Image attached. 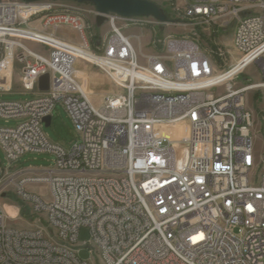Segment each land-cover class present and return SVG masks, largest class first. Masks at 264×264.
I'll return each mask as SVG.
<instances>
[{"label":"built area","instance_id":"obj_1","mask_svg":"<svg viewBox=\"0 0 264 264\" xmlns=\"http://www.w3.org/2000/svg\"><path fill=\"white\" fill-rule=\"evenodd\" d=\"M146 1L164 2L174 15L159 26L187 29L150 54L126 33L144 29L150 16L108 12L106 35L91 39L85 19L92 14L95 23V8L0 0V93L11 92L16 64L19 89L36 93L28 101H0V119L19 121L0 127V150L9 165L29 153L48 155L53 164L3 184L14 185L37 220L30 228L7 226L5 217H15L0 205V264H92L78 258L80 247L97 264H264V173L247 184L254 113L246 98L254 92L264 99V0ZM63 28L78 42L57 35ZM77 61L119 92L94 105L78 81ZM254 64L260 80L238 82ZM45 74L49 88L39 92ZM154 87H185L188 97L157 104ZM57 104L79 136L69 149L43 132ZM26 184L45 185L50 198ZM82 227L89 240L79 245Z\"/></svg>","mask_w":264,"mask_h":264},{"label":"rangeland","instance_id":"obj_2","mask_svg":"<svg viewBox=\"0 0 264 264\" xmlns=\"http://www.w3.org/2000/svg\"><path fill=\"white\" fill-rule=\"evenodd\" d=\"M65 4L72 5V0H62ZM79 3V7L86 9L88 11H92L95 6L92 2L85 0ZM162 15L165 16L166 22L171 21L174 18V15L171 13L170 9L164 2H154ZM86 22V34L88 37L92 39V34L97 35L95 39L103 38L107 33V26L103 25L99 28L96 27L95 23H93L92 14H88L85 19ZM229 32V33H228ZM227 36L224 38L226 44H228L229 39L231 37L232 31L229 30ZM127 34L135 35L139 37V42L134 41L135 45L141 46L143 54H150L156 52L154 48V44L160 43L166 36L174 35L181 36L187 33V29L174 26V25H161L159 26V20H156L154 17L150 16V22L144 23V29L140 28H130L126 31ZM57 35L64 36L68 39L78 42L77 36L74 32L69 28H63L58 31ZM94 43L93 40L90 41V45L92 46ZM28 47L36 49L38 51H43L44 49L38 45L32 43H26ZM81 63V61H79ZM77 69H85V67L89 68L92 71V67L84 62L82 64H75ZM20 66L15 65L13 78H12V89L9 93H0V101H28L36 97V93L31 92H22L18 87V78ZM243 79H247L250 82H256L260 80V74L257 66L251 65L247 68L242 77L238 80V82H243ZM98 85H94L93 93L90 95V100L94 105H99L100 99L104 96V94L109 93H118L119 90L115 88L111 83H109L101 74L99 75V79L96 80ZM86 89V88H85ZM87 91V89H86ZM221 89L214 88L211 90L213 94H216ZM88 92V91H87ZM247 98V106L253 111L252 116V128H251V138L253 144V155H252V163L251 174L264 173V99L259 93L249 92L246 94ZM19 121L17 120H3L0 119V127H15ZM43 132L46 134L47 138L55 143L63 146L65 149H69L79 140V136L75 132L67 114L65 113L63 107L60 104H57L55 109L52 112V121L49 127H43ZM1 151V150H0ZM3 154V153H2ZM1 155V153H0ZM186 157V151L184 149L179 150L177 152V169L181 170L184 165V159ZM52 159L48 155L42 154H26L22 159V166L26 167H34L41 168L47 167L52 168ZM12 188H7L4 190L5 196L0 195V205L1 203L7 205L10 208L9 215L13 217L17 212L16 208L19 209V213L15 216L14 219H8L5 217V224L11 227L17 228H29L23 225L34 224L37 220L35 216H31L27 209V205L23 204L16 197L15 192L11 190ZM38 193L41 198L44 200H48L50 198L48 189L45 185H38ZM4 199V200H3ZM41 225L46 226L45 223L40 219ZM89 240V230L87 228H81L78 234V244L82 245L84 242ZM78 258L81 260H91L92 264H97L95 260H92L88 249L84 247L79 248Z\"/></svg>","mask_w":264,"mask_h":264},{"label":"water","instance_id":"obj_3","mask_svg":"<svg viewBox=\"0 0 264 264\" xmlns=\"http://www.w3.org/2000/svg\"><path fill=\"white\" fill-rule=\"evenodd\" d=\"M26 2H34L38 0H23ZM82 2L85 0H72ZM94 4L98 13L95 19L97 28L101 27L105 21L104 14L108 12L116 13L123 16H152L157 20L166 22V18L162 15L159 8L153 3L146 0H88ZM49 88L48 74L42 75L38 79V91L46 92ZM44 127H49L51 117L44 119Z\"/></svg>","mask_w":264,"mask_h":264},{"label":"crops","instance_id":"obj_4","mask_svg":"<svg viewBox=\"0 0 264 264\" xmlns=\"http://www.w3.org/2000/svg\"><path fill=\"white\" fill-rule=\"evenodd\" d=\"M76 63H78L79 65L82 64V62L80 63L79 61H77ZM81 72V76L78 77V81L82 84V86L84 88L87 89V91L89 92V97L90 95H92L93 93V87L94 85H98V82L96 80L99 79V75L101 74L107 81L108 79L99 71H97L96 69H94L92 67V71L89 70V68L85 67V69H78ZM109 82V81H108ZM93 89V90H92ZM21 90V89H20ZM22 91V90H21ZM35 91V90H34ZM23 92V91H22ZM52 121V119H51ZM51 125V124H50ZM1 155H0V183H1V187L5 186L3 185L6 181L8 180H12L14 183H18L20 180H22L26 174H28L30 171H34V172H41L45 169H51V168H47V167H41V168H34V167H26V166H22V159L24 158V156L22 158H20L17 162L12 163V164H8L4 158V155L2 154L3 152L0 151ZM50 157V156H49ZM51 158V157H50ZM7 188H12L11 190H13L15 192V187L13 184H9L5 187H3V193L1 194V196H5V192L4 190H6ZM25 189L29 192L35 193L37 195H39L40 193H38V185L35 184H26L25 185ZM4 200V199H3ZM1 205L4 206V209L6 207H8L7 205L1 203ZM6 211V210H5ZM19 210H17V212L15 213L14 216L18 215ZM13 216V217H14ZM8 218V217H7ZM10 219V218H8ZM11 220V219H10ZM35 224V223H34ZM34 224H27V225H23L20 224L22 226H26V227H33Z\"/></svg>","mask_w":264,"mask_h":264},{"label":"bare ground","instance_id":"obj_5","mask_svg":"<svg viewBox=\"0 0 264 264\" xmlns=\"http://www.w3.org/2000/svg\"><path fill=\"white\" fill-rule=\"evenodd\" d=\"M129 26H139V19H129ZM183 71H190V63H183ZM152 95L157 96V104H165V99H177L178 95L181 97H188V88L173 87V89L165 90L164 87H154L152 88ZM247 184H254V175H252L251 172H247ZM9 209L10 208H5L8 215L10 213Z\"/></svg>","mask_w":264,"mask_h":264}]
</instances>
